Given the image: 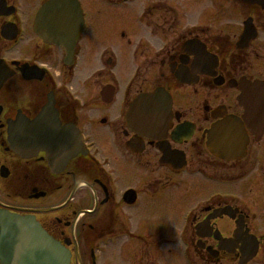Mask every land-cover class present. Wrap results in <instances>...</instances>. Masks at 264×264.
Returning a JSON list of instances; mask_svg holds the SVG:
<instances>
[{
    "label": "flooded vegetation",
    "instance_id": "1",
    "mask_svg": "<svg viewBox=\"0 0 264 264\" xmlns=\"http://www.w3.org/2000/svg\"><path fill=\"white\" fill-rule=\"evenodd\" d=\"M46 1L0 0V254L7 263L18 260L17 249L7 250L20 245L13 236L39 230L68 251V264H181L180 257L183 264H239L249 235L258 250L246 264H264L257 206L231 193L188 206V194L201 192L205 181L219 189L248 182L264 203V132L242 122L243 150L212 154L207 146L210 130L217 141L223 121L241 118V83L264 80V35L236 49L241 26L233 12L221 11V0L212 9L195 0L191 9L188 0H151L138 10V0H99L95 11L97 0H78L83 24L74 67H66L63 47L40 35L45 22L37 15ZM118 8L140 13L137 24L124 27ZM103 11L115 16L123 48L85 54L95 14ZM247 14L254 28H264L260 7ZM198 42L217 58L214 75L200 72L204 61L195 63ZM89 57L104 66L82 76ZM104 85L114 86L108 103ZM156 88L170 96L165 125L140 128L128 105ZM251 108L263 126L264 100Z\"/></svg>",
    "mask_w": 264,
    "mask_h": 264
},
{
    "label": "water",
    "instance_id": "2",
    "mask_svg": "<svg viewBox=\"0 0 264 264\" xmlns=\"http://www.w3.org/2000/svg\"><path fill=\"white\" fill-rule=\"evenodd\" d=\"M239 3H243V4H251V3H258L261 5V7L264 8V0H235ZM55 2L50 3L47 6V11L50 12V10H54L55 9ZM59 6H62V2H57L56 3ZM51 12L50 15L47 16V18L41 17L45 24H44V34L45 36L48 38V40L50 42L55 41L56 43H64L65 41H71V45H73V39L71 36V30L69 31L68 29V25L72 23V20L69 19V17H67V14L65 12L62 13H55V17L52 20L51 19ZM59 16V17H58ZM56 21V23H55ZM250 19L245 22V29L244 32L241 36V41H239L240 44H245L249 39H250V35L252 33L251 27L252 25L250 24ZM53 24H59L61 26H55ZM72 25V24H71ZM70 26V25H69ZM73 30V28H72ZM77 31V30H76ZM75 32V31H74ZM73 32V33H74ZM63 37L65 40H63ZM68 38H72L69 39ZM238 43V44H239ZM69 51H72V47H70ZM198 53V57L201 58H210L205 52L204 49L201 47H197ZM262 97H261V96ZM164 97V95H163ZM162 97L161 93H157L156 95H144L141 96L140 98L136 99L134 103H132L131 108H135L137 107L136 111L139 110V112L143 115V118H141L140 120L145 123V125L150 126L152 118H151V112H153L154 114L158 116H163L164 113H167V101L164 100ZM258 97L259 99H263L264 100V84H244L242 87V94L240 95V97L238 98L240 104L244 107L245 109V122L247 123V126L250 129H261L260 131L264 130V126L261 128H257L259 123L255 120V118L251 115L253 112V109L251 108V105L253 104H259V103H255L254 102V98ZM252 99V101H251ZM163 109V110H162ZM159 118H157L158 120ZM161 121L156 122L155 124L157 126H162V124H160ZM219 131L221 134V137L219 140H217V144L213 135V132L210 134L209 140V146L213 149V152H218L221 151L222 153H230V150H233L234 148H236V146H240L245 144L246 139H245V135H244V131L242 128L241 123H230L228 121L227 124H225L223 127L220 128V130H216ZM215 143V144H214ZM235 146V147H233ZM246 239L243 240L246 241ZM256 250V246L255 243L253 245H245L243 246V248H241V252L243 253V264L245 263L244 261L249 260L250 258H252V256L254 255ZM57 253H59L61 256H64V253L62 252V250L58 249L56 250ZM1 257V254H0ZM58 264H65L66 262L63 260V258H59V260L57 261Z\"/></svg>",
    "mask_w": 264,
    "mask_h": 264
},
{
    "label": "rangeland",
    "instance_id": "3",
    "mask_svg": "<svg viewBox=\"0 0 264 264\" xmlns=\"http://www.w3.org/2000/svg\"><path fill=\"white\" fill-rule=\"evenodd\" d=\"M32 1V0H29ZM36 1V0H34ZM83 2L86 0H82ZM92 1V0H90ZM144 0H141V2H143ZM151 0H147L145 2V4H140L139 0L137 2V4L134 6V8L136 10L139 9L140 6L144 7L146 5H148L150 3ZM197 5H200V7L207 5L208 2L212 3V1L209 0H195ZM218 0H216L215 2H217ZM223 1V0H221ZM222 4H224V2H221ZM100 1L97 0L92 8V11L96 10V7L98 5H100ZM214 6L212 8H215V4L212 3ZM231 4V3H230ZM187 7L190 6L189 9H191V5H194V3L191 0H188L186 3ZM232 5V4H231ZM126 5H123L121 7H125ZM195 8H198L197 6ZM236 12H235V21L238 24L241 23V21L245 18V16L247 15V10L246 8H244L243 6H237L236 7ZM116 9V8H114ZM118 10H120L118 8ZM222 11V10H221ZM119 12H121V15L125 16V19L123 20V26L124 27H128V25H136V21L138 22L139 18H140V13L137 12H130L127 8H122V10H120ZM208 14V13H206ZM223 17L222 13H221V17L220 19ZM226 17V15H225ZM118 20L120 19V16L118 17ZM115 16L113 14H108L105 13V11H103L102 13H96L93 23L95 28L90 32L89 36V44H88V49L85 51V54H89L91 56L94 55H98L101 54L102 52H104L107 49L110 50H117L118 53H120V50H122L123 46L120 40V32H118V29L116 27H114L113 25H115ZM210 27H212L214 29H216L215 25H210ZM222 32L228 34L230 31L227 28H220ZM237 30V29H236ZM90 64H85L84 66H82L83 68L81 69V65L83 63L80 64V70L83 73L82 76L85 75V73L91 72V71H96L97 69L101 68V66L103 67L104 64L100 65L98 64L96 58H90L89 60ZM118 69L115 68L117 73L121 74V70L122 68L124 69V71H126V65L123 64V60L120 58V63ZM113 69V68H112ZM98 82L94 81L92 82V87L97 86ZM199 188L198 190L201 191L199 193H197V190L193 189L191 190L193 193L197 194H188V206L194 205L196 204L198 201H200L203 197L204 199V195L205 197H207L208 195H213V194H223V193H231L234 194L235 197L238 199V201H240L242 204H244L247 207H250L251 205L257 206V208L260 210L261 213V218L259 220L260 223L263 224L264 227V206H262L261 203H263V201L261 200V198L258 196H256V191H259L257 186H254L253 184H249L248 182H238L234 185L231 186H222V188H217V186L215 188H212L211 185L208 184V182H204L203 184H199ZM201 193V194H200ZM199 195V196H198ZM179 200H177L178 202ZM175 202V201H173ZM176 203H173V206H176L178 209L180 208L179 205H175ZM264 204V203H263ZM189 208V207H188ZM254 209V207H253ZM182 210H185V208L183 207ZM180 257V256H179ZM180 263L183 264V261L181 260L180 257Z\"/></svg>",
    "mask_w": 264,
    "mask_h": 264
}]
</instances>
